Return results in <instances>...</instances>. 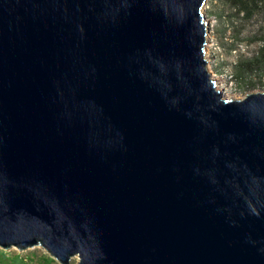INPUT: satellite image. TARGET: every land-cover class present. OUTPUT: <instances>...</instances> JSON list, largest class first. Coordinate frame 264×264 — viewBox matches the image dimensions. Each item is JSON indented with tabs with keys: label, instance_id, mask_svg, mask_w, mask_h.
Listing matches in <instances>:
<instances>
[{
	"label": "water",
	"instance_id": "95a60500",
	"mask_svg": "<svg viewBox=\"0 0 264 264\" xmlns=\"http://www.w3.org/2000/svg\"><path fill=\"white\" fill-rule=\"evenodd\" d=\"M207 0H0V247L60 264H264V93L227 99Z\"/></svg>",
	"mask_w": 264,
	"mask_h": 264
},
{
	"label": "rangeland",
	"instance_id": "374dc122",
	"mask_svg": "<svg viewBox=\"0 0 264 264\" xmlns=\"http://www.w3.org/2000/svg\"><path fill=\"white\" fill-rule=\"evenodd\" d=\"M204 13L209 21L206 58L220 87L228 88V99H243L250 93H264V70L255 67L239 74L244 60L254 59L264 48V0L248 14L240 0H207ZM251 70V69H247ZM215 73V74H214ZM73 257L70 264H78ZM0 264H60L41 245L26 250L0 247Z\"/></svg>",
	"mask_w": 264,
	"mask_h": 264
},
{
	"label": "trees",
	"instance_id": "16d2710c",
	"mask_svg": "<svg viewBox=\"0 0 264 264\" xmlns=\"http://www.w3.org/2000/svg\"><path fill=\"white\" fill-rule=\"evenodd\" d=\"M260 1L262 0H240V7L245 9L248 14H251L254 11V7L258 6ZM262 38L264 41V36H262ZM254 66L264 70V48L259 52L258 56L254 57V59L244 60L240 63L238 66L239 74L243 76L246 71H252Z\"/></svg>",
	"mask_w": 264,
	"mask_h": 264
},
{
	"label": "bare ground",
	"instance_id": "6f19581e",
	"mask_svg": "<svg viewBox=\"0 0 264 264\" xmlns=\"http://www.w3.org/2000/svg\"><path fill=\"white\" fill-rule=\"evenodd\" d=\"M206 18H207V17H206ZM208 65H209V64H208ZM208 69H209V67H208ZM209 71H210V69H209ZM211 74H212L213 78L216 80L217 88L220 89V90H222V92L224 93V97L227 98L226 95H228V93H227L228 88H227L226 86H222V85H221V87H220V83H219L218 80H217V75H216L215 73H214L215 75H213L212 72H211ZM227 99H228V98H227Z\"/></svg>",
	"mask_w": 264,
	"mask_h": 264
}]
</instances>
